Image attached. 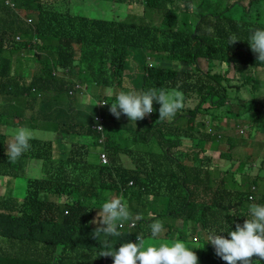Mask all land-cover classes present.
<instances>
[{
	"label": "trees",
	"instance_id": "1",
	"mask_svg": "<svg viewBox=\"0 0 264 264\" xmlns=\"http://www.w3.org/2000/svg\"><path fill=\"white\" fill-rule=\"evenodd\" d=\"M85 1L137 4L143 15L126 14L109 21L72 13L58 0H0V181L6 188L0 195V264H113L112 257L99 256L100 252L115 251L134 242L138 234L143 240L153 237L144 218L158 206L162 210L153 219L181 223L166 225L170 241H185L187 236L179 227H189L202 237H192L196 239L192 242H203L200 264H226L207 244L208 236L214 232L230 238L228 232L237 223L243 225L251 204L264 205V184L251 189L256 180H264V172L253 179L228 172L217 176L211 159L199 158L212 136L202 121L195 120L197 113L210 115L213 121L216 116L220 120L231 116L222 76L203 72L196 64L203 59L208 71L224 66L242 74L252 68L255 85L257 69H264V63L257 61L247 41L252 30L264 28V0L246 4L214 0L218 3L213 7L220 11H207L209 5L201 0L198 16H191L175 0ZM153 11L160 14L158 24L151 20ZM233 35L241 41L229 46ZM148 60L155 65L148 67ZM25 61L39 65L30 79ZM185 63L194 67L186 71ZM97 79L106 85L105 90L116 87L113 95L104 98L106 108L120 91L152 88L179 90L186 100L195 95L200 104L186 108L172 121H159L160 105L154 101V112L135 124L125 115L115 119L97 108L96 95L84 104L74 94L78 87ZM204 104L208 107L201 110ZM239 106L233 113L235 119L247 117L254 109L259 119L264 117L257 108ZM80 113L101 120L104 165L85 160L87 148L99 149V133L88 134ZM261 124L264 127V121ZM16 125L39 129L43 138L51 130L57 138L32 139L30 150L10 163L5 153L12 138L4 132ZM235 136L221 139L230 143V151L241 146L240 135ZM65 142L71 145L66 152ZM185 142H195V150L180 152ZM253 143L243 148L253 149L258 144ZM186 160L191 164H185ZM40 166L43 174L32 177ZM17 179L27 180L23 198L14 195ZM113 196L126 201L129 219L134 218L136 226L131 231L118 229L119 236L101 234L94 239L97 225L91 224L92 214ZM58 251L62 255L56 257ZM252 260L264 264V259L254 256Z\"/></svg>",
	"mask_w": 264,
	"mask_h": 264
},
{
	"label": "clouds",
	"instance_id": "2",
	"mask_svg": "<svg viewBox=\"0 0 264 264\" xmlns=\"http://www.w3.org/2000/svg\"><path fill=\"white\" fill-rule=\"evenodd\" d=\"M184 7L189 11H195L197 5L188 2ZM237 41L241 40L235 35L231 36L229 38V46L234 45ZM247 42L251 51L257 54V61L264 63V28L252 30ZM105 86H101L100 79H97L78 87L74 91V94L79 96V98L89 97V100L93 98V95H96L97 98L94 99V103L97 108L106 110V113L112 115L115 119H119L121 115H125L130 122H134L135 124L138 120H143L144 118L146 120V116L154 112V101L160 105L158 109L159 121L168 119L172 121L175 115L177 118L183 114V110L188 108L186 107L187 101L184 99V94L181 91L163 88H152L144 92L120 91L116 94L115 101L111 103V107L109 105L106 108L104 98L107 95L103 94V91L109 90H105ZM80 114L88 134L94 131L99 133L98 148L102 150L101 146L105 142V136L102 133L103 126L100 124V118L92 114ZM207 117L208 120L206 122L200 121L204 123L208 134L213 138L214 130L211 127V123L214 121L211 117ZM252 134L255 140H257L256 134L254 132ZM4 135L11 136L12 138L11 142L6 143L5 154L10 163H16L22 154L30 150V141L39 138L40 133L21 127L8 128L5 130ZM260 142L264 148V140H260ZM106 163H101L99 159L98 164L104 165ZM129 184L131 185V183ZM129 218L130 212L122 197H113L107 200L99 209L97 217L91 222L97 225L92 233L93 238L98 239L101 234L105 237L119 236V230H123L124 228L131 231L136 226V222H122ZM139 218L137 217V219ZM148 228L153 237L158 236L164 230L162 223L157 219H153ZM228 237L230 238H225L213 232L209 234L207 243L213 246L215 255L225 261L226 264H237V262H241V264H253L252 257L254 256L264 259V205L251 204L249 206L248 217L243 225L237 223L235 230L228 232ZM134 242L122 244L115 251H101L99 256L112 257L113 264H198L196 253L180 240H175L171 243H160L158 247L150 245L145 248L143 235L138 234Z\"/></svg>",
	"mask_w": 264,
	"mask_h": 264
},
{
	"label": "rangeland",
	"instance_id": "3",
	"mask_svg": "<svg viewBox=\"0 0 264 264\" xmlns=\"http://www.w3.org/2000/svg\"><path fill=\"white\" fill-rule=\"evenodd\" d=\"M99 1V0H98ZM177 3L181 5H185L188 2L195 3L196 5L201 1V0H185V2L177 1ZM236 0H229V4H232ZM248 0H242L243 4H246ZM64 7H69L70 11L72 13L88 17V18H95V19H104V20H109V21H117L126 16V14H132L135 15L137 18L141 17L143 15V10L141 5L133 4L131 6L127 5H118V4H111L108 2H99L96 4V2H88L85 0H70L68 3L62 2V0H58ZM203 3H206L209 5V8L207 11H220V9L216 10L213 7L215 2L214 0H202ZM90 3H92L93 7L90 6ZM234 8H237L234 6ZM202 10V9H201ZM200 10V11H201ZM182 12L184 10L181 9ZM152 18L154 22L158 24L160 20V14L157 16L155 13L152 12ZM188 13L192 16L193 14L198 16L199 12L197 10L195 11H189ZM149 18L145 17L144 22L149 23L150 21ZM26 54L23 55L22 58H25ZM24 67L27 69L29 72L28 79L32 78L35 76L38 71H39V65L34 62V61H25L23 63ZM155 65V63L152 60L147 61V66ZM203 72H209L210 74H214L219 77V74L222 76L220 79L221 85L223 86L225 90V95H226V106L228 110V116H231V118L226 117L225 119L222 118L220 120L219 116L215 117V121L211 123V127L214 130L213 138L212 140L207 143L204 146V152L199 154V158L202 156L206 158H210L211 165H215V170H216V175L220 176L222 175L223 172H228V175H233L236 178H240L238 175L243 174L244 176H249L252 179L253 178H258L261 176L262 171L264 172V148L260 140H264V133L259 132L260 128H264L261 124L262 121H264V117L260 118L256 115L255 109L253 112L247 117L240 119H235L233 116V113L235 111H238L240 109V106L242 103H245L246 107L252 106L253 108L259 109L260 113L264 114V69H257V75L256 78L257 83L254 85L251 81V76L253 74L252 68H245L243 74L242 70L236 71L231 68L224 69V66H221L220 69L215 68L211 71H208V63L206 60L200 59L198 61V65L196 64ZM183 67H185L186 71H190L194 66L189 65V64H184ZM136 72V71H134ZM127 88L130 90L132 88L131 84L127 82ZM114 87L113 89H115ZM113 89L109 91H103V94L107 96L113 95ZM118 94V93H117ZM89 97H84L80 98V100L84 103L87 104L89 101ZM235 100H238L239 102H233ZM187 105L186 107H190L191 109L193 107L199 106V98L195 95H191L187 100ZM242 102V103H241ZM208 104H204L203 106H200V109L203 110V108H207ZM33 112V110L31 111ZM210 115L204 114V113H198L196 115V121H207L208 117ZM253 119V120H251ZM165 120V121H169ZM16 128H21L25 127L28 129H31L33 131L39 132L40 136L39 138H43V133L39 129H34L30 128L29 126L25 125H16ZM19 126V127H18ZM13 128V127H11ZM259 130V131H258ZM243 131V132H242ZM242 132L241 134H239ZM254 132L256 134L257 140H255L254 135L252 134ZM239 134L241 137V146L239 148H236V150L230 151L229 144L226 142L225 144L221 140L222 137H227L229 138H236L235 135ZM57 138V133L49 130L46 136L43 139L46 140H55ZM247 140V141H246ZM197 141V140H196ZM243 141H246L245 143H242ZM251 142H254L253 145L257 146H252L253 149L246 150L243 148L244 145H250ZM195 142H185L183 145L180 147L179 151L180 152H185V151H192L195 150L192 148L194 147ZM71 145L67 142H65V150L66 152L68 148ZM88 151L87 157L85 160L87 162L93 163V164H98L99 163V156L101 154H104L106 159L107 155L105 152L102 150H93L92 148H87ZM176 151H173V153ZM224 154L222 157L221 155ZM234 154V155H231ZM222 158V159H221ZM221 160V162H219ZM185 164H191L190 161L186 160L184 162ZM124 166L126 165V162H123ZM240 164H243L242 169L239 168ZM43 174V168L42 166L39 167L38 172L30 174L32 177H39ZM231 179V178H230ZM232 180V179H231ZM264 184V180H256V188L258 189L259 186ZM255 188V189H256ZM13 189H14V195L18 198H23L26 190H27V180L25 179H17L13 183ZM6 188L5 185H3L0 181V195L4 194ZM115 197V196H113ZM112 197V198H113ZM126 202L125 200H123ZM146 209L149 208V206L145 207ZM162 210V207H154L150 210L145 215L144 220H146V223H152L153 222V215L154 213H159ZM97 217V213L92 214V219L91 222ZM131 221H134V218L124 220L122 222L124 223H129ZM92 225H96L91 223ZM164 230L155 238V237H148L144 240V245L145 248L150 246V245H155L159 246L160 243H171L172 241L169 240L166 236L167 228L166 225L172 226V227H178L181 225L180 222H176L174 220H169V219H164L162 222ZM190 226V225H188ZM179 229L183 230V234L187 236V239L183 241L187 247L192 248V251L196 253L197 256L201 255L202 251V245L203 242H192L193 238L192 237H198L201 239L200 234L192 233L191 229L186 226H180ZM175 241V239H174ZM62 255L61 251L57 252L56 257H59ZM198 264L200 262L198 261Z\"/></svg>",
	"mask_w": 264,
	"mask_h": 264
},
{
	"label": "built area",
	"instance_id": "4",
	"mask_svg": "<svg viewBox=\"0 0 264 264\" xmlns=\"http://www.w3.org/2000/svg\"><path fill=\"white\" fill-rule=\"evenodd\" d=\"M29 21H31L30 19H29ZM18 40H19V38H18ZM98 129H100V127H98ZM99 159H100V161H101V163H106V157H105V155L104 154H101L100 156H99ZM255 185H252V187H251V189L252 190H255ZM132 225V224H131ZM122 226H123V224H122ZM196 239L195 238H193V241H195Z\"/></svg>",
	"mask_w": 264,
	"mask_h": 264
}]
</instances>
